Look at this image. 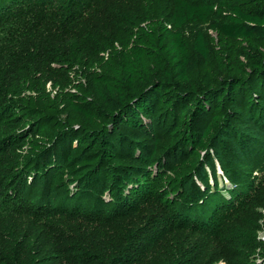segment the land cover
<instances>
[{"label": "rangeland", "instance_id": "374dc122", "mask_svg": "<svg viewBox=\"0 0 264 264\" xmlns=\"http://www.w3.org/2000/svg\"><path fill=\"white\" fill-rule=\"evenodd\" d=\"M55 3L59 15L61 5L67 6L68 0ZM0 4L1 27L3 18L13 15L15 6L13 0H0ZM86 7L85 15L72 26L69 37L73 45L87 44L90 51L93 39L106 43V37L113 36L119 27L126 37L136 31L128 19L142 21L143 26L152 25L163 21L170 9L165 0H91ZM249 7L264 12V4ZM217 8L220 12L216 11L209 22L187 24L181 30L190 46L199 32L204 33L214 55L222 58L224 51L219 46L215 25L224 22V14L230 10L220 4ZM8 28V37L0 34V91L27 105L30 113L23 114L25 119L28 123L36 119L40 127L30 136L32 142L24 150L0 156V264H8L6 260L9 264H80L69 254L74 246L89 259L88 264H106L108 259L125 256L132 236L159 214L161 205L139 204L136 210L121 215L115 209L118 199L111 197L107 183L113 179L114 191L122 197L129 196L127 188L126 193L120 188V182L124 177L137 175L143 167L160 172L166 194L177 199V208L190 201L202 179H209L208 185H214V191L228 197L235 182L243 190L249 182L254 185L252 190H246L248 202L241 206L236 201L214 230L164 227L148 243L140 240L138 245L144 256L137 264H184L189 260L193 264H264V118H252L251 94L239 105L225 104L207 147L194 155V168L182 167L174 172L173 168L190 153L174 134L178 127L176 110L155 100L151 105L154 116L144 120L143 129L124 127L111 135L115 158H91L85 147L72 154L79 138L100 128V124L88 122L76 105L92 111L99 109L101 99L95 77L110 72L116 59L101 44L102 54L93 53L91 62L81 60L86 55L72 56L75 70L70 77L81 88L71 85L62 90L58 74L63 77L68 70L57 64L47 69L45 77L36 80L40 82L38 91L28 90L23 76L30 71L28 54L40 33L36 36L34 31L28 33L10 22L5 24V30ZM242 46L252 51L246 41H242ZM258 50L264 54V40L258 41ZM12 55H20L16 63ZM220 57L210 64L216 88L233 75L222 65ZM204 74L201 67L194 73L201 87ZM43 97L54 99L58 108H48ZM257 104L263 106L264 102ZM213 115L214 110L210 109L196 122L199 139ZM110 127L111 122L106 123V128ZM18 128L17 131L24 130L23 126ZM151 154L155 165L146 167L143 159H149ZM223 166L228 168L232 180ZM15 177L20 178L19 186L15 185ZM69 202L72 204L66 205ZM75 203L84 205V209L73 210Z\"/></svg>", "mask_w": 264, "mask_h": 264}, {"label": "trees", "instance_id": "16d2710c", "mask_svg": "<svg viewBox=\"0 0 264 264\" xmlns=\"http://www.w3.org/2000/svg\"><path fill=\"white\" fill-rule=\"evenodd\" d=\"M13 1L15 6L12 9L13 15L3 18L0 34H4L5 37L10 34L9 28L5 30V24L8 22L13 27L20 26L28 33L34 31L36 36L40 33L28 54L27 68L30 71L23 76L25 89L38 91L37 86L40 82L37 81L45 77L47 69L57 64L68 70L63 77L61 73L58 74L61 89L64 90L71 85L81 88L80 84L70 77V73L75 70L72 56L86 55V58L80 57L81 60L84 63L91 62L93 53L102 54L101 48L99 49L101 44L105 45L102 47L103 50L108 51L109 55L116 59V64L112 65L110 72L95 77L101 99L99 109L92 111L76 105L77 110L88 122L100 124V128L87 131L79 138L77 147L72 149V154L85 147L91 153V158L97 160L115 158L116 150L111 135L119 133L124 127L133 130L143 129L144 120L154 116L152 100L176 110L178 127L174 134L177 135L182 148L190 153L184 161L173 168L174 172L182 167L194 168V155L207 147L225 104L239 105L251 94L249 97L252 118H264V114H258L264 111V105L257 104L260 101L264 102V54L258 50V41L264 40V12L249 7L264 4V0H165L170 9L163 21L143 26L142 21L128 19L129 25H133L132 28H136V31L126 37L123 29L119 27L113 36L106 37V43L104 40L100 42L93 39V51L84 43L80 46L78 43L73 45L74 41L72 42L69 37L73 31L72 26L82 20L86 6L91 0H68L67 6L61 5L62 12L59 15L55 0ZM217 4L225 5L230 10L229 14H224L225 21L215 25L219 35V46L224 51L222 58L214 55L204 33L199 32L190 46L181 30L187 24L209 22L216 11L220 12ZM242 41H246L252 51L242 46ZM19 56L12 55L13 63H16L15 60ZM216 57H220L222 65L233 74L224 80L219 88L215 87L210 73V64ZM198 67L205 71L202 87L194 77ZM22 68L24 69V66ZM249 82L258 83L250 87ZM149 92H152V95H147ZM42 99L48 108H58L54 99L45 97ZM180 108L181 113L178 114ZM210 109L214 110V115L199 139L195 124L209 114ZM24 113H30L27 105L8 98L0 91V156L24 150L27 144L32 142L30 136L38 132L39 121L35 119L34 122L28 123ZM108 122H111L110 128H106ZM22 126L24 130L17 131L18 127ZM74 157L75 155H72L71 159ZM153 157L151 154L149 159H143L146 167H154ZM223 169L229 177L228 168L223 166ZM139 170L137 175L124 177L120 182V188L124 192L126 188L129 191V196L122 194L124 198L114 191L113 179L108 181L111 197L115 196L118 199L115 209H118L121 215H126L130 210H136L139 204L157 202L161 205V211L132 236L131 247L125 256L108 259L106 264H137L144 256L138 242L143 240L148 243L164 227L173 230L190 227L207 231L216 229L227 217L226 211L232 209L236 201L237 205L241 206L248 202L249 195L246 190H252L254 185L249 182L244 190L238 189L236 178L233 180L234 189L228 192V197L214 191V185H208L209 179H202L200 184H197L193 196L189 198L190 201L177 208V199L170 193L166 194L160 172L144 167ZM213 173L216 175L215 171ZM14 179L15 185L19 186L20 178ZM70 204L72 202L66 205ZM72 209L79 212L84 209V205L75 203ZM191 214L195 217H191ZM69 254L77 263H89V259L75 246L69 250ZM6 263L9 264L10 261L6 260ZM184 264L193 263L189 260Z\"/></svg>", "mask_w": 264, "mask_h": 264}]
</instances>
